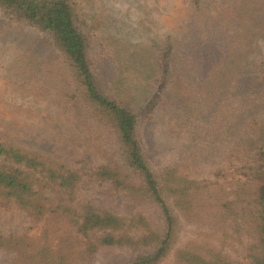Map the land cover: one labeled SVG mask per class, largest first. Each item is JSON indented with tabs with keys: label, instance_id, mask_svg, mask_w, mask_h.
<instances>
[{
	"label": "rangeland",
	"instance_id": "1",
	"mask_svg": "<svg viewBox=\"0 0 264 264\" xmlns=\"http://www.w3.org/2000/svg\"><path fill=\"white\" fill-rule=\"evenodd\" d=\"M67 1L96 77L138 116L136 136L150 170L158 174L167 167L193 184L190 208L165 199L174 223L160 264H176L177 251L192 245L242 261L259 232L239 227L238 217L219 208L247 178L248 171L238 170L242 160L262 165L264 80L254 98L250 79L264 68V0ZM8 16L0 11V143L80 172L76 205L118 216L141 211L159 228L154 205L133 201L93 175L116 139L88 116L63 53L50 35ZM263 181L247 180L250 212L258 209L252 205ZM0 235L7 242L0 246V264H39L45 246L80 258L85 243L65 218H34L2 196ZM131 259L126 249L99 247L83 264Z\"/></svg>",
	"mask_w": 264,
	"mask_h": 264
},
{
	"label": "trees",
	"instance_id": "2",
	"mask_svg": "<svg viewBox=\"0 0 264 264\" xmlns=\"http://www.w3.org/2000/svg\"><path fill=\"white\" fill-rule=\"evenodd\" d=\"M0 11L7 13L15 22L25 23L50 35L68 61L88 116L114 134V150H105L106 163L100 165L93 175L99 180L110 181L133 201L150 202L160 218V227L155 228L141 211L118 216L89 203L76 205L75 192L81 179L80 172L36 152L0 143V196L12 200L34 218L43 217L46 213L65 218L67 224L85 239L80 258L68 251H55L45 246L43 258L37 260L38 263H90L99 247H117L131 253L132 259L124 264H160L170 248L174 223L165 199L177 198L181 208H190L193 184L178 178L167 167L158 174L150 170L136 136L138 116L129 103L111 96L96 77L87 59L85 37L75 25L74 11L67 0H0ZM168 49L165 56L170 63L172 44ZM165 69L168 70V66ZM254 73L250 79V95L257 98L264 80V68ZM251 164L247 159L242 160L238 170L248 171L245 172L247 178L244 182H237V191L229 193L235 194V198L226 197L219 208L221 214L238 217L236 223L239 227L245 225L248 230L255 231L256 228L259 232L258 239L254 237L255 242L246 249L244 259L232 261L219 252L192 245L177 251L176 264H264V181L258 201L252 205L258 209L255 212L246 209L251 197L247 191V180L261 176L264 179V153L262 165L253 167ZM123 169H129L139 183L135 184ZM4 239L0 235V246L7 243ZM7 240L10 241L9 238Z\"/></svg>",
	"mask_w": 264,
	"mask_h": 264
}]
</instances>
